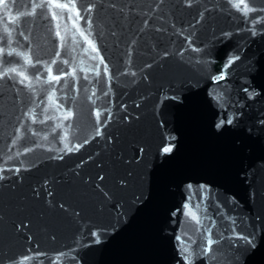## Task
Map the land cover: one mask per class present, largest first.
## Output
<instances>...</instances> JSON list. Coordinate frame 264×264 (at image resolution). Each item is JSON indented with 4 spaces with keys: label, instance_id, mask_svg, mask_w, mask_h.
Instances as JSON below:
<instances>
[{
    "label": "water",
    "instance_id": "obj_1",
    "mask_svg": "<svg viewBox=\"0 0 264 264\" xmlns=\"http://www.w3.org/2000/svg\"><path fill=\"white\" fill-rule=\"evenodd\" d=\"M238 3L0 0V264H264V0Z\"/></svg>",
    "mask_w": 264,
    "mask_h": 264
},
{
    "label": "snow or ice",
    "instance_id": "obj_2",
    "mask_svg": "<svg viewBox=\"0 0 264 264\" xmlns=\"http://www.w3.org/2000/svg\"><path fill=\"white\" fill-rule=\"evenodd\" d=\"M253 2H254V0H253ZM241 4H243V0H241V3H238V4L235 5V8L238 9L241 13H244L246 15L248 12L252 11V9L249 8L247 5H245L244 7H241ZM57 7L67 8L68 5L61 4V5H57ZM89 43H91V42L89 41ZM8 55H12V54L11 53H8ZM237 59H238V57H237ZM231 63H232V61L230 60L229 61V64H231ZM11 71H15V69H12ZM51 79L58 81V80L61 79V77L60 76H53ZM216 79L217 80H220V79H224V77L223 76H218V77H216ZM99 114H100L99 112L96 113L97 117L99 116ZM68 115L71 116V113L69 112ZM221 123H224V121H221ZM227 123H229V124L232 123V120L229 118L228 121H227ZM217 126L219 127L220 125L218 124ZM97 134L99 135V133H97ZM87 142L88 141H85V143H87ZM69 151H71V149H69ZM163 151L165 153H170L172 151V148L171 147H166V148H164ZM17 171H19V169H17ZM100 179H103V178L101 177ZM189 187H191V186H189ZM207 244H208V250L211 251L212 250V246L214 244V241L211 240V239H209L207 241Z\"/></svg>",
    "mask_w": 264,
    "mask_h": 264
}]
</instances>
